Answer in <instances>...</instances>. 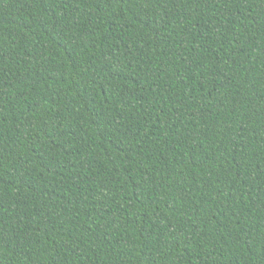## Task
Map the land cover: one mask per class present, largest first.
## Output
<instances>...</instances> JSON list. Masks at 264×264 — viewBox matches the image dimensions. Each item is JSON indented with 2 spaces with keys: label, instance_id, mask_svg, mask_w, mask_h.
I'll return each mask as SVG.
<instances>
[{
  "label": "trees",
  "instance_id": "obj_1",
  "mask_svg": "<svg viewBox=\"0 0 264 264\" xmlns=\"http://www.w3.org/2000/svg\"><path fill=\"white\" fill-rule=\"evenodd\" d=\"M0 264H264V0H0Z\"/></svg>",
  "mask_w": 264,
  "mask_h": 264
}]
</instances>
